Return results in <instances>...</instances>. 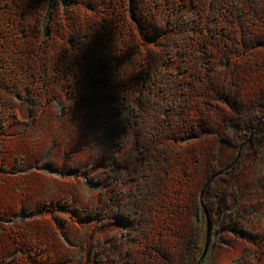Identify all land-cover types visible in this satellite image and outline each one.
I'll use <instances>...</instances> for the list:
<instances>
[{
    "label": "trees",
    "instance_id": "trees-1",
    "mask_svg": "<svg viewBox=\"0 0 264 264\" xmlns=\"http://www.w3.org/2000/svg\"><path fill=\"white\" fill-rule=\"evenodd\" d=\"M60 97L61 117L105 101L127 123L106 164L77 171L100 185L86 206L71 193L20 190L26 219L11 222L14 190L0 183L3 264H103L122 242L121 264H264V229L248 224L235 190L248 147L264 142V0H0L1 178L41 154L6 142ZM130 144L135 155L121 160ZM221 144L238 158L200 200L222 168ZM253 185L262 210L263 177ZM73 225L91 228L77 261L62 246Z\"/></svg>",
    "mask_w": 264,
    "mask_h": 264
},
{
    "label": "rangeland",
    "instance_id": "rangeland-1",
    "mask_svg": "<svg viewBox=\"0 0 264 264\" xmlns=\"http://www.w3.org/2000/svg\"><path fill=\"white\" fill-rule=\"evenodd\" d=\"M62 107V97L52 100V103L43 112L40 122L26 125V127L22 126L18 129V138L14 137L6 142L8 147L16 148L17 141H21V152L41 153L38 158L30 163L29 168L21 166L7 180L0 177V183L5 181L8 186L12 184L9 187L14 190L12 195L8 196V203L12 206V211L17 212L11 222H24L26 219L24 211L21 212L16 208L18 197L21 195L20 190L36 198L41 197L38 187H41L43 193L47 192L48 194L56 192L71 193V203L81 207L96 200L100 185L87 180V174L84 176L77 175V171L80 168L91 171L100 163H102L101 165L106 164L108 158L115 155V146H119L118 137L127 123V112L115 113L116 111L112 110L111 104L105 101L85 102L73 110H66L64 117H61V114H63L61 113ZM29 110L30 103L22 101L19 105L21 119L26 120L28 118ZM54 124H56L55 128H53ZM51 134L54 136L52 137ZM239 135L242 139L245 138L244 133L239 132ZM248 150L251 154L243 162V165H247L246 170L238 172L236 175L237 204L249 211L248 224L262 230L264 229V209L259 210L254 207L258 196L261 194L253 192L256 189V185H253V183H256L261 177L264 179V142L256 149L248 147ZM5 151V146L0 143V155L6 153ZM218 152V166L222 167L221 169L228 166L236 157L235 149L226 144H221ZM135 153V145L130 144L124 150L120 159L132 157ZM44 167H49V171L44 172ZM245 172L248 175L243 176ZM24 174L26 175L24 176V185L26 184V186L23 185L22 188H18L13 184L15 177ZM251 178L253 182L250 181ZM212 182L214 185L213 191L208 193L207 197H213L214 192L224 184L222 180L218 179V176ZM258 183L261 185V182ZM245 185L246 189L244 188ZM38 215L39 213L31 218ZM90 230L91 228L87 226L80 227L79 225H73L71 229L69 228L68 237H64L66 244L63 242L64 245H62L66 249L67 256L75 257L76 261L81 258L83 241L89 238ZM107 232L110 234L108 235L109 239H111L114 230H108ZM58 234L62 236L61 233ZM92 237L98 244H101L106 235H104V232H100L92 235ZM208 237V240H210L211 232L209 235L207 234ZM121 244H124V242ZM121 244L117 246V250H112L107 254V258L104 255L102 261L106 258V262L103 264H121L123 259L118 252L122 248ZM0 264H3L2 259H0Z\"/></svg>",
    "mask_w": 264,
    "mask_h": 264
},
{
    "label": "water",
    "instance_id": "water-1",
    "mask_svg": "<svg viewBox=\"0 0 264 264\" xmlns=\"http://www.w3.org/2000/svg\"><path fill=\"white\" fill-rule=\"evenodd\" d=\"M241 147H242V146H241ZM240 150H241V148L239 149V151H240ZM239 151H238V152H239ZM238 155H239V153L236 155V157L234 158V160H233L228 166H226V167H224L223 169H221L220 171H218L215 175H213V176L207 181V184L205 185L204 189H203V190L201 191V193H200V200L202 199L203 194L205 193L204 190H205L206 186L209 185L210 183H212V181H213L217 176H220V175L226 173L227 171H229V170L233 167V165L235 164V162H236V160H237V158H238ZM208 228H210L209 224H208ZM208 239H209V237H208ZM207 246H208V241H207V243H206V246H205V249H204L203 255H204L205 252H206V248H207Z\"/></svg>",
    "mask_w": 264,
    "mask_h": 264
}]
</instances>
